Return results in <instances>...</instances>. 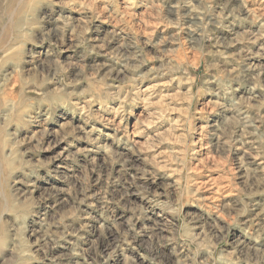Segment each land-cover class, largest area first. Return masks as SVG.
Returning a JSON list of instances; mask_svg holds the SVG:
<instances>
[{
  "label": "rangeland",
  "instance_id": "rangeland-1",
  "mask_svg": "<svg viewBox=\"0 0 264 264\" xmlns=\"http://www.w3.org/2000/svg\"><path fill=\"white\" fill-rule=\"evenodd\" d=\"M0 264H264V0H0Z\"/></svg>",
  "mask_w": 264,
  "mask_h": 264
},
{
  "label": "bare ground",
  "instance_id": "bare-ground-1",
  "mask_svg": "<svg viewBox=\"0 0 264 264\" xmlns=\"http://www.w3.org/2000/svg\"><path fill=\"white\" fill-rule=\"evenodd\" d=\"M259 56V55H258ZM254 58V57H253Z\"/></svg>",
  "mask_w": 264,
  "mask_h": 264
}]
</instances>
